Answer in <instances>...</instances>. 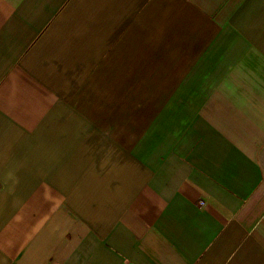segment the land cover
Listing matches in <instances>:
<instances>
[{
    "label": "crops",
    "instance_id": "crops-1",
    "mask_svg": "<svg viewBox=\"0 0 264 264\" xmlns=\"http://www.w3.org/2000/svg\"><path fill=\"white\" fill-rule=\"evenodd\" d=\"M0 264H264V0H0Z\"/></svg>",
    "mask_w": 264,
    "mask_h": 264
},
{
    "label": "built area",
    "instance_id": "built-area-1",
    "mask_svg": "<svg viewBox=\"0 0 264 264\" xmlns=\"http://www.w3.org/2000/svg\"><path fill=\"white\" fill-rule=\"evenodd\" d=\"M201 205L203 204V203H200Z\"/></svg>",
    "mask_w": 264,
    "mask_h": 264
}]
</instances>
